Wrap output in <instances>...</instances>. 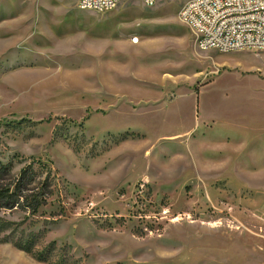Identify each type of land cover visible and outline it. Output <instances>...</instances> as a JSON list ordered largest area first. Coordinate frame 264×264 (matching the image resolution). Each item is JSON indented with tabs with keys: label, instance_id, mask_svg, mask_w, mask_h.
Segmentation results:
<instances>
[{
	"label": "rangeland",
	"instance_id": "374dc122",
	"mask_svg": "<svg viewBox=\"0 0 264 264\" xmlns=\"http://www.w3.org/2000/svg\"><path fill=\"white\" fill-rule=\"evenodd\" d=\"M183 3L0 0V164L50 191L0 210V264H264V50L199 49Z\"/></svg>",
	"mask_w": 264,
	"mask_h": 264
},
{
	"label": "built area",
	"instance_id": "2783aa9c",
	"mask_svg": "<svg viewBox=\"0 0 264 264\" xmlns=\"http://www.w3.org/2000/svg\"><path fill=\"white\" fill-rule=\"evenodd\" d=\"M128 0H76L80 10L108 12ZM147 7L158 0H138ZM180 20L196 35L201 50L231 53L264 50V0H184ZM132 44L139 43L137 36Z\"/></svg>",
	"mask_w": 264,
	"mask_h": 264
},
{
	"label": "trees",
	"instance_id": "16d2710c",
	"mask_svg": "<svg viewBox=\"0 0 264 264\" xmlns=\"http://www.w3.org/2000/svg\"><path fill=\"white\" fill-rule=\"evenodd\" d=\"M36 176V172L27 167L19 176L12 177L10 167L0 164V210L18 209L37 214L47 204L50 191L47 182L35 186Z\"/></svg>",
	"mask_w": 264,
	"mask_h": 264
},
{
	"label": "crops",
	"instance_id": "0c3cea01",
	"mask_svg": "<svg viewBox=\"0 0 264 264\" xmlns=\"http://www.w3.org/2000/svg\"><path fill=\"white\" fill-rule=\"evenodd\" d=\"M89 52L91 58L94 59V57H96L101 60V52L95 51L94 49H90ZM109 57L111 58L110 63L113 65L112 71L110 72L116 73L118 68L121 69V64L124 60L112 55ZM99 86L103 88L101 93L106 98H111L113 100L128 99V101L132 102V99H137L139 95L145 94L147 90H150V96H158L162 100L164 90L176 87L178 84H99ZM143 89L146 90L143 92L141 91Z\"/></svg>",
	"mask_w": 264,
	"mask_h": 264
}]
</instances>
